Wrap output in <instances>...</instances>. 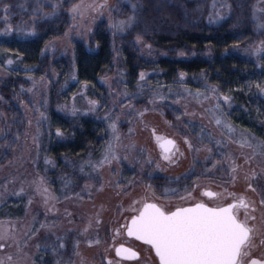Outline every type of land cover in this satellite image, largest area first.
<instances>
[{"label":"rangeland","instance_id":"1","mask_svg":"<svg viewBox=\"0 0 264 264\" xmlns=\"http://www.w3.org/2000/svg\"><path fill=\"white\" fill-rule=\"evenodd\" d=\"M120 2L128 7L124 17L120 16ZM183 2L206 6L208 24H218L226 15L227 0ZM139 3L140 0H0V87L10 86L7 82L13 76L19 81L18 89L12 87L13 94L19 97L22 92L35 113L34 121L27 127L30 131L23 149L11 151L9 159H5L10 151H5L6 144L2 142L6 120L0 106V230L7 233L5 247L0 249L6 257L21 254L15 264H155L154 255L134 262L118 260L115 247L127 241L123 230L118 238L114 235V224L128 219L131 214L126 209L135 200L147 195L165 204L176 203L183 200L181 197L198 192L204 183L228 189L229 193L234 190L237 196L239 189L252 193L259 204V233L264 238V206L260 204L264 199V138L232 119L233 109L241 107L224 102L223 96L227 95L189 87L187 82L194 83L195 78L186 76L174 87L155 85L148 73L136 94L150 95L149 103L133 107L128 102L130 93L123 86L125 72L100 80L106 93L98 101V97L88 94L86 84L77 81L74 43L87 42L88 32L99 20L107 22L111 33L122 34L124 31H117L112 25L136 16ZM76 5L79 8L74 14L71 9ZM62 14L67 15L70 29L60 39L46 40L45 32L51 22ZM253 14L257 27L264 30V0L256 1ZM30 46L36 47L37 52L34 71L26 67L23 59ZM255 49L237 52L256 65L245 88L252 91L255 87L256 94L250 95L248 103L257 110L256 116L264 117L258 105V93L264 91V72L259 70L261 54ZM52 56L57 63L48 64L41 72L46 59ZM8 60H12L11 65ZM1 101L0 94V104ZM92 101L97 102L95 111L90 110ZM163 102L174 107L173 120L164 116L158 105ZM84 117L100 123L96 136L99 144L83 154L72 155L64 148L73 143L74 134L80 129L77 123ZM217 119L221 124L216 123ZM113 122L115 132L110 127ZM57 128L61 136L56 135ZM150 128L177 141L184 153L174 157L180 160L178 165H167L162 160ZM184 137L191 141L192 149L184 143ZM29 142H34V147L28 152ZM109 145L119 160L94 168ZM197 148L201 151L197 152ZM209 156L212 159H206ZM217 160L220 163L213 168ZM233 162L239 166L236 173L232 172ZM233 175L237 177L235 184ZM166 183L182 184L183 188L175 194L174 188H163ZM232 199L228 196L229 202ZM61 243L63 248L59 247ZM252 256L264 258V246L258 245Z\"/></svg>","mask_w":264,"mask_h":264},{"label":"trees","instance_id":"2","mask_svg":"<svg viewBox=\"0 0 264 264\" xmlns=\"http://www.w3.org/2000/svg\"><path fill=\"white\" fill-rule=\"evenodd\" d=\"M178 1L179 4L176 3ZM256 1L227 0V11L223 20L218 24H208L205 20L207 7L197 5L195 2L140 0L136 11V23L122 34L111 33L107 22L99 20L88 32L87 42L74 43L75 77L80 83L86 84L88 94L98 97V101L104 98L103 95L106 93L100 80L114 77L119 71L125 72L123 86L130 93L128 102L133 107H144L149 103L150 95L143 94L138 97L136 94L138 86L143 82L140 80L141 73H144L145 77L149 73L147 77L155 85L173 87L182 80L183 73L187 78H195L194 83L187 82L189 87L210 89L221 96L227 95L231 98L233 105L241 107L238 110L233 109L232 119L239 126L254 130L259 137L264 138V117L256 116L257 110L248 103L251 100L250 95L256 94L255 87L252 91L245 88L250 77L255 74L256 65L239 56L237 52L249 47L258 49L264 41V30L259 29L254 20ZM118 6L122 11L120 16L124 17L128 7L121 2ZM69 29L70 21L66 14H62L51 22L50 28L45 32L47 33L45 38L60 39ZM137 35L142 36L140 43L136 42ZM149 44L150 49L147 47ZM34 49L36 47L30 46L23 54V59L27 63L25 65L30 71L37 63L35 62L37 52ZM181 52L184 53L183 56L180 55ZM259 53L261 54L259 70L263 73L264 52ZM56 63L55 56L46 59L41 72L48 64L53 66ZM7 83L10 86L0 87L3 100L0 106L6 120V132L2 142L6 144L5 151H10L4 155L5 159H9L11 151L23 149L30 131L27 127L35 118L33 105L24 100L22 92L19 91V97L13 94L12 87L18 89L19 81L10 75ZM258 95L260 98L258 105L264 113V91L260 90ZM158 105L165 112L164 116L172 119L174 107L164 102ZM256 122L260 123L259 129ZM77 125L80 129L75 132L73 143L64 148V151L71 152L72 155L83 154L89 147L99 144L96 136L100 132V123L85 120L84 117ZM32 143L31 145L29 142L28 152L34 147V142ZM149 180L155 182L154 178ZM2 250L0 249V256H3L0 257V261H3V264H15L18 257H22L21 254L14 253L9 259ZM17 252L21 253V248L17 249Z\"/></svg>","mask_w":264,"mask_h":264},{"label":"snow or ice","instance_id":"3","mask_svg":"<svg viewBox=\"0 0 264 264\" xmlns=\"http://www.w3.org/2000/svg\"><path fill=\"white\" fill-rule=\"evenodd\" d=\"M135 7L134 5L133 8L135 9ZM78 8L79 5L73 6L71 11L75 14L78 12ZM7 11L8 8L5 7L4 12L7 13ZM135 23L136 16L133 15L128 20L119 21L112 27L123 32ZM141 41L142 36L137 35L136 42L140 43ZM47 47L49 46L46 45ZM147 47L150 49L151 45L149 44ZM255 51L264 52V41L261 42V47L255 49ZM180 55L183 56L184 53L181 52ZM7 63L11 65L12 60H8ZM183 75L181 73V77ZM144 77L145 74L141 73L140 80H143ZM223 100L227 103L230 98L223 96ZM90 103L92 104L90 110L95 111L97 102L92 101ZM219 106V103H217V107ZM73 112H75V109H73ZM43 115L41 113V116ZM141 115L143 114L141 113ZM221 122L220 119L216 120L218 125ZM110 127L113 132L116 131L115 122ZM229 130H231L230 126ZM56 135H62L59 128L56 130ZM152 135L162 159L170 165L177 162L174 157L184 155L175 139L158 134L155 129H152ZM184 143L189 149L193 148L187 137H184ZM195 150L197 152L201 151L199 148ZM205 150L209 153L212 152L211 148ZM206 159H212V157L209 156ZM113 160H119V157L112 153L111 145H109L103 159L93 167L99 169L104 164H111ZM219 163V160L215 161L212 167L216 168ZM238 167L233 162L232 172L236 173ZM81 171H83V168H81ZM236 179L237 177L233 175L232 182L234 183ZM148 187L150 188L151 185H148ZM248 187L255 191L251 184ZM225 192H227L226 189ZM201 195L218 198L221 193L206 189ZM227 195L233 197V199L232 202L224 205L210 206L207 203L198 201L187 207L177 206L174 210L155 202H149L151 198L146 195L141 200L133 201L126 209L132 215L125 220L122 227L129 237L134 236L137 240L151 245L155 250V255L159 258V264H264V258H253L252 256L253 249L257 247L255 244L257 227L250 221H255L256 217L247 210L251 207V211L255 212L254 205H250L243 195L237 196L235 193H227ZM189 196H191V193H189ZM181 199H185V197H181ZM260 204L264 206V199H261ZM240 208L246 210L243 218L238 212ZM41 227H45V225H41ZM116 233L119 235L120 230L116 229ZM6 238L7 233L0 230V248L5 247L3 241ZM57 239L60 238L57 237ZM259 243L260 246H264V238H261ZM59 247L63 248L64 244L61 243ZM53 251L55 252L56 249L53 248ZM116 253L117 255L128 253L127 256L123 257L125 259L138 258L137 252L132 249H125L123 245L116 249ZM0 264H3V261H0ZM56 264H59V261ZM109 264H112V262L109 261Z\"/></svg>","mask_w":264,"mask_h":264},{"label":"flooded vegetation","instance_id":"4","mask_svg":"<svg viewBox=\"0 0 264 264\" xmlns=\"http://www.w3.org/2000/svg\"><path fill=\"white\" fill-rule=\"evenodd\" d=\"M151 129V132H152V128H150ZM51 131L49 132V135H51ZM168 137V136H167ZM49 154L51 155V152H49ZM163 160V159H162ZM176 163H174V164H171V165H178V163L180 162V160L178 159H176ZM166 163H167V165H170L167 161H165ZM48 166V165H47ZM236 182V181H235ZM233 184H235V183H233ZM164 185H166V186H164L163 188L164 189H167L168 188V186L169 187H171V188H174L175 190H177V191H175L174 193L176 194L177 192H180V188L182 189L183 188V186H182V184H180V185H178V184H176V183H173V184H171V183H168V185H167V183L166 184H164ZM177 186V187H176ZM176 187V188H175ZM211 190V191H213V192H218V193H221V195L218 197V198H210V197H206V196H202L201 195V193L204 191V190ZM179 190V191H178ZM227 190V192H225V189H223V188H221V187H219V188H217V187H215L214 185H212L211 183H204V185H201L200 187H199V189H198V192H194V193H192L191 194V196H188V197H186L185 199H183V200H180V201H178V202H174V203H170V204H165V203H163V202H161L160 200H157V199H153V200H149V202H155V203H157V204H159V205H163V206H165V207H168V208H171V209H175L177 206H185V207H187V206H191L193 203H195V202H204V203H207V204H209L210 206H216V205H224V204H227V203H230V202H232V200L229 202V200H228V195H227V193H229L228 192V189H226ZM239 191L241 192L240 193V195H243V196H245L246 197V199H247V201L249 202V204L250 205H254V207H255V209H256V211L255 212H252L251 211V207L247 210L251 215H254L255 217H256V220L255 221H250V223H252V224H255L256 225V227H257V233H256V239H255V244L257 245V247H255L254 249H253V251H252V254L255 252V250H257V248H258V245H260V239L262 238V236H261V234L259 233L260 232V230H261V225H260V222L259 221H261V219L259 218V204H258V202H257V200L254 198V196H253V194L251 193V195H249V191L247 190H242V189H239ZM235 191L233 190L232 191V193H234ZM165 193V192H164ZM166 195V194H165ZM170 196H171V194H170ZM245 209L244 208H240L239 210H238V212H239V215L241 216V218H243V216H244V214H245ZM129 214V213H128ZM130 214L132 215V213L130 212ZM130 215V216H131ZM129 216V217H130ZM128 217V218H129ZM119 219H121V217H119ZM124 222H125V219L124 220H122V222H117V223H115L114 224V227L116 228V229H119L120 230V234L119 235H121V231L123 230V232L124 233H122V234H124V236H125V239H126V241L127 242H125V243H121V244H119V245H124V246H127V247H130V248H132V249H134L135 251H137L138 253H139V255H138V258H136V259H134V260H123V259H120V258H118L116 255V257L118 258V260H120V261H123V262H134L135 260H138V259H141L142 257H150L151 255H154L153 254V251H152V249L150 248V246H148V245H146V244H143V243H141V242H138L137 240H135V239H132V238H129L127 235H126V233H125V230L123 229V224H124ZM114 235H117V233L116 232H114ZM119 235H117V238L119 237ZM261 237V238H260ZM119 245H117V246H119ZM116 246V247H117ZM115 247V248H116ZM154 257H155V264H159V260L157 259V257L154 255Z\"/></svg>","mask_w":264,"mask_h":264},{"label":"water","instance_id":"5","mask_svg":"<svg viewBox=\"0 0 264 264\" xmlns=\"http://www.w3.org/2000/svg\"><path fill=\"white\" fill-rule=\"evenodd\" d=\"M171 139V138H170ZM125 233H126V231H125ZM127 235V234H126ZM128 236V235H127ZM129 237V236H128ZM129 238H132V239H135V240H137L134 236L133 237H129ZM138 242H141V243H143V244H145L143 241H140V240H137ZM146 245H148V244H146ZM121 245H119V246H117L116 248H115V255L118 257V258H120V259H123V260H134V259H125V258H123L124 256H127L128 255V253H123L122 255H117V253H116V249L117 248H119ZM148 246H150V248L152 249V251H153V254L155 255V250L151 247V245H148ZM123 247L125 248V249H132V248H130V247H127V246H124L123 245ZM133 251H135L134 249H132ZM135 252H137V251H135ZM138 253V252H137ZM138 255H139V253H138ZM156 256V255H155ZM157 257V256H156ZM157 259L159 260V258L157 257Z\"/></svg>","mask_w":264,"mask_h":264}]
</instances>
